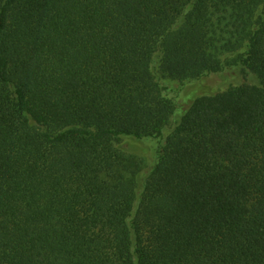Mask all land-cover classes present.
<instances>
[{"label":"trees","instance_id":"obj_1","mask_svg":"<svg viewBox=\"0 0 264 264\" xmlns=\"http://www.w3.org/2000/svg\"><path fill=\"white\" fill-rule=\"evenodd\" d=\"M0 264H264V0H0Z\"/></svg>","mask_w":264,"mask_h":264},{"label":"rangeland","instance_id":"obj_2","mask_svg":"<svg viewBox=\"0 0 264 264\" xmlns=\"http://www.w3.org/2000/svg\"><path fill=\"white\" fill-rule=\"evenodd\" d=\"M227 55L224 58H230ZM164 81L168 83V96L174 100L177 107H186L189 102L201 93H217L231 89L250 79L245 76L240 68L226 67L219 73L212 74L201 81H186L184 83L164 76ZM166 130V134H168ZM160 140L157 138H148L143 140H134L132 138H123L117 142L118 147L128 153L139 154L145 162V169L141 173V179L147 174L148 168L154 163L156 158V150Z\"/></svg>","mask_w":264,"mask_h":264}]
</instances>
